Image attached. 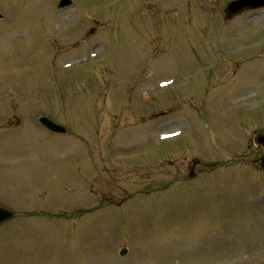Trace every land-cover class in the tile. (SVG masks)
I'll return each mask as SVG.
<instances>
[{
  "label": "rangeland",
  "instance_id": "374dc122",
  "mask_svg": "<svg viewBox=\"0 0 264 264\" xmlns=\"http://www.w3.org/2000/svg\"><path fill=\"white\" fill-rule=\"evenodd\" d=\"M59 1L0 0V264H264V7Z\"/></svg>",
  "mask_w": 264,
  "mask_h": 264
},
{
  "label": "water",
  "instance_id": "95a60500",
  "mask_svg": "<svg viewBox=\"0 0 264 264\" xmlns=\"http://www.w3.org/2000/svg\"><path fill=\"white\" fill-rule=\"evenodd\" d=\"M72 2L70 0H62L60 3V7H66L71 5ZM264 6V0H240L237 2H234L230 4L227 9H226V15L228 18L233 17L235 14H238L242 12L245 9H251V8H258V7H263ZM41 122L50 130L58 133H65L66 129L63 128L62 126H59L55 124L53 121L47 118H42ZM255 143L258 146H264V134H257L255 137ZM256 165L259 167L264 168V155L256 161ZM195 173L192 172L191 176H194ZM14 217V213L0 208V224L11 219Z\"/></svg>",
  "mask_w": 264,
  "mask_h": 264
}]
</instances>
